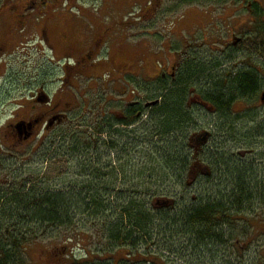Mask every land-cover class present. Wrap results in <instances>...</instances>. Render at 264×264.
Wrapping results in <instances>:
<instances>
[{
    "label": "rangeland",
    "instance_id": "obj_1",
    "mask_svg": "<svg viewBox=\"0 0 264 264\" xmlns=\"http://www.w3.org/2000/svg\"><path fill=\"white\" fill-rule=\"evenodd\" d=\"M7 1L3 0L0 3V16L3 13L12 15L17 9L18 16H9V20L6 19L4 25L0 26V44H19L13 55L16 59L15 63L33 61L40 67L43 75L53 74L56 80L60 81L62 64L53 62L48 51L39 45L42 43L37 30H40L39 23L40 20L44 21V17L35 16L26 23L24 15L26 0H13L9 3ZM55 2L50 20L59 14L65 18L66 14H69L75 22L69 20L78 27L79 38L83 39L84 44H102L92 64L89 59L83 61L84 76H80L76 89L80 95H85L89 91L90 120L93 123L97 122L98 111L94 102L99 92L106 93L114 87L140 88L147 85H154L153 91H155L159 85H163L160 80L156 81L155 75L158 74V70L170 71L171 65L180 60L185 50L189 55H193V64L201 62L205 67H215L218 63L222 65L216 71L207 72L209 85L200 77L195 78L196 81L189 90L190 106L198 104L197 98L194 97L196 93H210L223 84L225 86L227 83L222 79L226 75L229 77L228 74L233 71L253 69L258 75L260 74L259 78L263 80L262 88H264V0H56ZM62 22L63 20L55 23L59 32H64L62 30L64 26L60 25ZM210 75L213 76L209 77ZM170 81L171 78L168 80L169 85L173 83ZM154 96L155 99L158 97ZM260 97L261 93L238 100L227 115L228 118L215 112L203 102L205 109L193 107V111L190 110L189 116L192 122L185 129L188 135L185 144L192 150V156L199 160L202 152L197 151L194 144L191 146L190 137L207 129L212 132L210 144L218 148L217 152L233 151L235 157V160L233 157L229 160L226 154L227 158L219 167L208 168L212 173L211 183H206L203 173L198 178L191 170L188 178L187 175H183L180 179L178 177L180 171L173 172L166 168L161 170L159 166L154 165L156 160H160V151L162 152L164 148H153L146 144L145 139L149 138L150 131L145 133L144 130L146 128L154 130L151 126L143 130L145 124L143 122L150 118L148 108L143 109L145 111L140 116L141 123L133 127L120 126L124 131L117 135L113 133V128L106 129L111 133L106 137L97 135L102 140L114 141L115 145L121 147L112 154L113 158L121 162V170H123L121 172L123 180L122 183L118 181L120 184L115 186L116 191H121L120 187L126 186L130 189L129 192L138 189L142 194L147 189L171 192L172 195L163 198L157 191L153 192L158 197L150 203L160 209L169 204L181 205L183 202H195L199 205L201 202L206 203L208 198L212 197L210 195H213L214 200L211 202H215V198L222 199L227 196L225 194L230 193L231 184L225 174L227 171L225 164L228 160L229 172H233L231 174L236 182L243 175L249 179H246V182L252 195L250 203L244 204L245 215L242 218L245 221H241L238 225L227 223L224 227L228 235L234 234L239 240L240 251L235 249L233 240L226 237L224 247L218 243H212V247L210 244H204L205 247L199 250V253L189 252L190 254L185 255L188 256L185 259L179 257L165 259L168 260V264H264V103ZM208 107L212 108V111L206 110ZM93 123L84 128L75 124L73 128L61 129L56 136L47 139L44 143L34 141L21 148L23 149L21 151L15 149L7 151L0 147V152L3 150L4 153H11L9 158L12 165L16 164L22 168L20 173L15 172L8 178L5 177L7 173H0V181L7 178L5 185L0 183V190L2 188L4 193L0 195L15 194L13 191L11 194L8 191L12 188L11 183L14 182V178L24 180L28 183V187L37 189L39 194L43 190L78 188L82 182L91 185L93 179L88 180L86 177L88 173L86 164L89 162L84 159H74L72 155H64V147L57 148L63 146L62 140L65 136L66 144L72 142L74 131L84 130V134L88 136L89 132H95L92 128ZM93 145L96 148V145ZM106 148L103 144L99 149L97 164L103 160L100 154L103 157L107 156ZM4 153H0V158L7 157ZM92 154L95 152L92 151ZM204 159L209 163L208 156ZM237 168L245 169V172H238ZM100 174L101 172H97L96 176L101 178ZM173 174L177 179H173ZM221 174L223 178L219 179ZM139 178L142 184L138 182ZM224 180H227L228 187ZM95 181L99 179H94ZM253 182L258 184V189L252 188ZM109 183L105 182L108 186H114ZM114 201H117L116 198ZM13 208L8 204L3 208L4 214L7 216L16 214ZM76 221L77 232L89 231L94 236L93 240H88L90 235L84 233L87 238L84 240L82 237V240H79L82 247L75 248L76 243L72 244L69 241V246H74L77 257H86L84 247L87 251H96L100 255L106 253L108 257L112 253L115 255V264H119V260L129 254L127 248H115L106 238H101L102 235L96 237L97 232L94 233L92 228L94 223L86 219ZM245 225H248L247 228L244 227ZM70 231L74 233L73 229ZM59 239L60 241H53L55 239L50 241L49 238L31 248L29 254L34 264L61 262L59 257L57 259L54 257L55 253H59L60 247L52 248L54 245H65V238H62V235ZM159 242L161 241L151 242L155 251L157 248L154 244ZM140 251L144 252L145 247ZM60 254L64 259L61 250Z\"/></svg>",
    "mask_w": 264,
    "mask_h": 264
},
{
    "label": "trees",
    "instance_id": "obj_2",
    "mask_svg": "<svg viewBox=\"0 0 264 264\" xmlns=\"http://www.w3.org/2000/svg\"><path fill=\"white\" fill-rule=\"evenodd\" d=\"M221 67L220 63L215 67H205L201 62L190 63L185 70L179 73L175 82L169 85L168 81H164L167 85L157 87L154 91V95L158 94L157 98L161 97L162 102L156 105L149 115L147 114L150 118L144 122L143 130L150 126L154 130L151 131L150 128L144 130L145 133L150 131V141H147L146 144L153 148H164L162 152L160 151V160H156L154 165L159 166L161 170L166 168L173 172L180 171L181 173L178 175L180 179L183 178V175H187L186 178H188L191 165L197 160L192 156V150L185 144V139L188 138L185 129L192 122L189 116V112L192 110L189 108V90L194 85L195 78L200 77L204 83H207L210 81H207V72L216 71ZM228 76L226 75L222 79L227 83L225 86L223 84V86L213 89V92L200 94L203 103L208 104L225 118H228L227 115L238 100L260 94L264 89L262 88L263 80L261 81L258 73L253 69L233 71ZM223 77L221 76V78ZM140 116L134 118L136 121L132 125L141 121ZM92 125L95 132H89V136L84 134V130L74 131L72 142L66 144L65 136L62 140L63 146L57 148L64 147V155H72L74 159H84L89 162L86 164L88 169L86 177L88 180L93 179L91 185L82 182L78 188L43 190L39 194L37 189L28 187V183L24 180L14 178V182L11 183L12 188L8 190L10 194L12 191L15 192L14 195L1 196L3 193L1 188L0 264H34L29 250L49 238H51L50 241L53 239H55L53 241H60L59 236L61 235L62 238H65V245L52 246L53 249L60 247L59 253H55L54 257L55 259L59 257L61 262L55 261L54 263L115 264V255L112 253L108 257L106 253L100 255L96 251H87L85 247L86 257H77L74 246L70 247L69 241L72 244L76 243V248L82 247L79 240H82V237L85 240L87 238L85 234L90 235L88 240H93L94 237L89 231L84 232L85 234L81 231L77 232V219L83 221L86 219L90 223H94L92 228H94V233L97 232L96 237L102 235L101 238H106L115 248H127L130 251L127 256L119 260V264H146L148 262L150 264H168L170 258L185 259L188 257L185 255L190 254L189 252L199 253V250L205 247L204 244L211 246L212 243H218L224 247L226 237L233 240L232 244L235 245V249H238L241 244L234 234L228 235L224 227L227 223L238 225L241 221H245L242 218L245 215L244 204L250 203L252 192L248 190L249 185L246 179H249L246 176L239 177L236 182L231 174L233 172H229V160L231 157L235 158L233 151L217 152L218 148L210 147L206 152H202L200 157L198 156L199 162L203 161L206 168H216L227 158V154L229 160L225 164L227 168L225 174L231 184L229 185L230 193L225 195L229 197L215 198V202H211L214 200L212 199L213 195H210L212 197H209L210 199L208 198L206 203L201 202L199 205L195 202H188L189 204L183 202L181 205L169 204L160 209L151 204L155 197H158L153 192L157 191L162 198L172 195L171 192L147 189L142 194L138 189L129 192L130 189H127L126 186L120 187L121 191H116L115 186L122 183L121 172L123 170H121V162L113 158L112 154L120 146L115 145L114 141H104L97 136L106 132V128H103L99 122ZM138 126L140 127V125ZM119 132L117 130L113 133L117 135L120 134ZM93 144L96 145V148ZM103 144L107 147L108 153L104 157L100 154L103 160L97 164L98 151ZM92 151L95 154H92ZM157 153L155 152V154ZM206 156L209 157V163L204 161ZM234 169L236 168L234 167ZM237 169L238 172H245V169ZM218 171L220 170L218 169ZM97 172H101L99 176L101 178L96 176ZM174 178L177 179L175 175ZM222 178L221 174L219 179ZM94 179H99V181H95V183ZM205 179L206 183H211L210 177ZM105 182L108 184L111 182L114 186H108ZM138 182L141 183L140 178ZM224 183L228 187L227 180H224ZM232 187L234 189H230ZM252 188L258 189V184L253 182ZM142 196L145 199L142 200ZM115 198L117 201H114ZM8 204L15 208L16 214L9 216L4 214L3 208H6ZM247 226L244 227L247 228ZM250 226L252 227V225ZM71 229L74 233H70ZM153 241H161L159 244H154L157 251L154 247L152 248L151 242ZM143 247H145V251L141 252L140 249ZM60 250L64 259L60 257Z\"/></svg>",
    "mask_w": 264,
    "mask_h": 264
},
{
    "label": "flooded vegetation",
    "instance_id": "obj_3",
    "mask_svg": "<svg viewBox=\"0 0 264 264\" xmlns=\"http://www.w3.org/2000/svg\"><path fill=\"white\" fill-rule=\"evenodd\" d=\"M55 1L26 0L24 15L26 23L35 16L44 17V21L40 20L39 23L40 30H37L42 43L39 45L48 51L53 62L62 64L60 81H57L53 74L43 75L40 67L33 61L15 63L16 59L13 55L19 44H0V147L7 151L12 149L21 151L23 150L21 148L34 141L43 143L56 136L61 129L73 128L75 124L78 127H87L91 122L89 91L85 95H80L76 89L80 76H84L83 61L89 59L92 64L102 44H84L83 39L79 38L78 27L71 22L73 19L69 14H66V18L59 14L50 20ZM9 2L13 0H8L7 3ZM17 12L18 9L12 15L18 16ZM12 15L3 13L0 16V26L4 25L3 22H6V19L9 20V16ZM61 20L63 22L60 25L64 26L62 29L64 32H59L55 26V23ZM55 35H57L56 38ZM192 57L193 55H189L185 50L180 60L171 65L170 71L159 69L155 78L160 79L163 85H165L164 81L170 78L172 82H175L179 73L192 63ZM153 86H140V88L130 86L119 89L114 87L109 92H99L94 103L100 125L103 128H113L114 131L119 130L120 132L124 131L120 129V126L133 127L132 124L136 121L134 118L141 115L144 107L148 108L150 113L154 109V106H150L155 100ZM194 97L197 98L198 104L197 106L189 105V108L205 109L206 106L202 105L200 94L196 93ZM109 133L106 131L103 136L106 137ZM190 138H192L191 144H194L199 152L213 147L210 144L212 139L210 137L208 141L197 134ZM0 153H4L3 150ZM4 154L7 157L0 158L5 160H0V173H7L5 176L7 178L15 172L20 173L22 168L10 162L9 154L11 153ZM199 161L196 160L195 164L198 168L195 170L197 175H201L199 172L204 173L206 169L208 170ZM240 163L245 164V162ZM7 178L0 183L5 185Z\"/></svg>",
    "mask_w": 264,
    "mask_h": 264
},
{
    "label": "bare ground",
    "instance_id": "obj_4",
    "mask_svg": "<svg viewBox=\"0 0 264 264\" xmlns=\"http://www.w3.org/2000/svg\"><path fill=\"white\" fill-rule=\"evenodd\" d=\"M242 3H243V2H242ZM229 74H230V73H229ZM170 83H171V81H170ZM56 90H57V89H56ZM263 93H264V90L261 92V97H260V100L262 101V103H264V96H263L264 94H263ZM74 97H75V96H74ZM75 99H76V98H75ZM161 102H162V99H161V97H160V98L155 99L154 102H152L150 105H151V107H152V106L155 107L156 105L160 104ZM208 110H209V111H212V108H209V107H208ZM87 119H88V118H87ZM141 121H142V120H141ZM141 121H140L139 123H141ZM84 122H85V121H84ZM88 123H89V121H88ZM139 123H138V124H139ZM143 123H144V122H143ZM135 125H137V124H135ZM135 125H133V126H135ZM207 131L210 132L209 130H207ZM145 140H146V141H150V138L145 139ZM205 140H207V139L205 138ZM191 141H192V140H191ZM207 141H208V140H207ZM195 159H196V158H195Z\"/></svg>",
    "mask_w": 264,
    "mask_h": 264
},
{
    "label": "water",
    "instance_id": "obj_5",
    "mask_svg": "<svg viewBox=\"0 0 264 264\" xmlns=\"http://www.w3.org/2000/svg\"><path fill=\"white\" fill-rule=\"evenodd\" d=\"M263 94H264V93H263ZM263 96H264V95H263ZM205 135H206V138H207L209 134H208V133H206Z\"/></svg>",
    "mask_w": 264,
    "mask_h": 264
}]
</instances>
